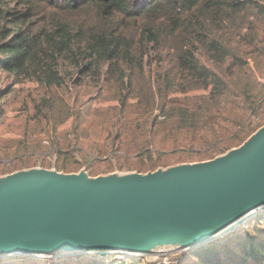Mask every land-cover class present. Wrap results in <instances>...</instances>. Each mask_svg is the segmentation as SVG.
<instances>
[{
    "label": "trees",
    "instance_id": "1",
    "mask_svg": "<svg viewBox=\"0 0 264 264\" xmlns=\"http://www.w3.org/2000/svg\"><path fill=\"white\" fill-rule=\"evenodd\" d=\"M260 33L264 0H0V72L14 85L48 91L86 79L99 87L103 77L123 110L134 100L164 113L170 97L188 101L204 92L213 107L223 105L221 117L235 75L246 108L253 106L247 92L259 82L249 61L256 62ZM152 61L164 65L157 66L156 91L144 76ZM11 91H0V100ZM181 255L191 264H264V228L256 222L254 234L245 228Z\"/></svg>",
    "mask_w": 264,
    "mask_h": 264
},
{
    "label": "water",
    "instance_id": "2",
    "mask_svg": "<svg viewBox=\"0 0 264 264\" xmlns=\"http://www.w3.org/2000/svg\"><path fill=\"white\" fill-rule=\"evenodd\" d=\"M262 211L264 126L221 157L145 175L37 168L0 178V258L150 259L206 247Z\"/></svg>",
    "mask_w": 264,
    "mask_h": 264
},
{
    "label": "rangeland",
    "instance_id": "3",
    "mask_svg": "<svg viewBox=\"0 0 264 264\" xmlns=\"http://www.w3.org/2000/svg\"><path fill=\"white\" fill-rule=\"evenodd\" d=\"M255 46L256 62L249 61V69L259 84L247 92L253 106L246 108L244 96L238 94L240 75H235L228 79L229 92L222 98L227 105L221 117L223 105L219 109L213 107L204 92L191 94L188 101H181L180 96L170 97L164 113L157 107H136L134 100L123 110L114 85L104 83L103 77L99 87L86 79L75 88L68 83L66 88L48 91L35 83L14 85L12 78L0 72V91L12 90L0 100V178L52 167L64 175L83 170L90 178L145 175L211 161L239 148L255 133L249 128L252 118L258 120L257 129L264 126L263 33ZM158 65L164 66L156 61L145 65L144 76L151 77L154 91ZM207 66L212 69L210 64ZM256 222L264 228V211L216 242L225 243L245 228L254 234ZM181 254L185 252L179 253V264H191ZM117 257L120 255L14 256L0 258V264H87L92 260L108 264L114 260L120 264Z\"/></svg>",
    "mask_w": 264,
    "mask_h": 264
},
{
    "label": "built area",
    "instance_id": "4",
    "mask_svg": "<svg viewBox=\"0 0 264 264\" xmlns=\"http://www.w3.org/2000/svg\"><path fill=\"white\" fill-rule=\"evenodd\" d=\"M257 123L258 120L252 118L249 127L250 130L256 131ZM52 169H55V167H52ZM180 253H184V252H180ZM117 254L120 255V257H117L119 258L118 261H120V264H178L179 263L178 260L179 253H160L154 255L150 259H147L140 255H133L128 253H116V255Z\"/></svg>",
    "mask_w": 264,
    "mask_h": 264
},
{
    "label": "bare ground",
    "instance_id": "5",
    "mask_svg": "<svg viewBox=\"0 0 264 264\" xmlns=\"http://www.w3.org/2000/svg\"><path fill=\"white\" fill-rule=\"evenodd\" d=\"M247 222V221H246ZM117 252H110V253H108V254H111V255H113V254H116ZM86 254H92V252L91 253H86Z\"/></svg>",
    "mask_w": 264,
    "mask_h": 264
}]
</instances>
